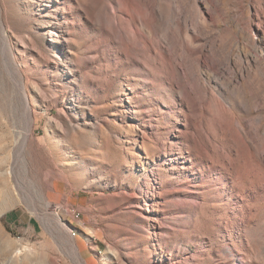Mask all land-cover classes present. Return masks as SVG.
I'll list each match as a JSON object with an SVG mask.
<instances>
[{
    "label": "rangeland",
    "instance_id": "374dc122",
    "mask_svg": "<svg viewBox=\"0 0 264 264\" xmlns=\"http://www.w3.org/2000/svg\"><path fill=\"white\" fill-rule=\"evenodd\" d=\"M253 3L0 0V264H264Z\"/></svg>",
    "mask_w": 264,
    "mask_h": 264
},
{
    "label": "bare ground",
    "instance_id": "6f19581e",
    "mask_svg": "<svg viewBox=\"0 0 264 264\" xmlns=\"http://www.w3.org/2000/svg\"><path fill=\"white\" fill-rule=\"evenodd\" d=\"M253 6L258 8V10L256 9V19L259 22V28L264 29V0H254ZM248 25H249V27L245 29V32L249 35H252V33H251L252 29H250L251 23H249ZM136 32H139V30H136ZM143 45L146 47V50H149L152 53V49L149 47L148 44L143 43ZM179 77H180V79L178 81H176L177 85H179V86H180L181 80L187 82V81H189L195 77L192 70H191V67L187 64L186 61L184 62V68L181 67V69H180ZM184 84H186V83H184ZM215 103L220 107V110L223 109L221 107V105L219 104L218 100H215ZM201 106H202V103H200V102L195 103L196 112L200 111ZM199 119L195 118V135L200 136L199 147L202 149V151H206V150L215 148V147H212L211 140H209L211 136H214L213 132L210 131V128H208L205 132V134L207 135L206 138H204L200 135V132H201L200 130L202 127H204V122H203L202 118H199ZM210 124L211 123L209 121V123L206 125L209 127ZM237 128L239 129L240 139L242 141H244L245 144L249 140L251 146L253 147V151L255 152V154H258V151H259L258 147L259 146L252 144L251 140H253V138H251L248 135V133L245 132L244 128L241 129L238 126H237ZM220 156H222V153L220 154ZM74 217L76 218V215H74Z\"/></svg>",
    "mask_w": 264,
    "mask_h": 264
},
{
    "label": "built area",
    "instance_id": "2783aa9c",
    "mask_svg": "<svg viewBox=\"0 0 264 264\" xmlns=\"http://www.w3.org/2000/svg\"><path fill=\"white\" fill-rule=\"evenodd\" d=\"M78 216H79V215H78V214H76V218H78Z\"/></svg>",
    "mask_w": 264,
    "mask_h": 264
}]
</instances>
